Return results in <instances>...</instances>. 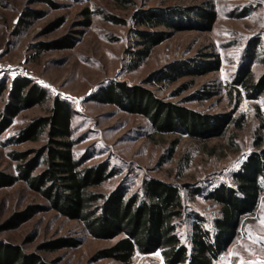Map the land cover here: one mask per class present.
<instances>
[{"label": "rangeland", "instance_id": "rangeland-1", "mask_svg": "<svg viewBox=\"0 0 264 264\" xmlns=\"http://www.w3.org/2000/svg\"><path fill=\"white\" fill-rule=\"evenodd\" d=\"M135 1L124 7L114 0H0V79L10 83L16 75H24L21 67H27L48 90L46 101L22 109L0 134V171H15L16 161L8 151L44 144L45 134L38 140L8 145L5 140L32 118L46 114L54 96L59 94L68 98L75 110L72 125L78 138L73 148L76 156L88 155L86 164L108 161L109 168L115 170L94 189L110 192L122 182L130 194L140 188L146 177L184 184L182 197L187 211L208 219L211 227V218L219 206L205 194L221 182L232 183V172L239 168L247 153L256 149L253 144L257 138L261 137L264 145V96L243 98L234 110L236 97L230 92L231 80L246 61L256 78L264 73V0ZM208 2L214 4L217 13L210 29L178 30L156 44L138 67L126 66L128 49L134 40L131 15L136 8ZM86 7L116 14L127 19V23H114L94 13L91 24L84 26ZM61 37L74 41L70 45L42 48L43 42ZM251 51L256 52L254 62ZM208 55L218 59V68L183 75L171 82L145 81L152 71L171 61L211 58ZM110 80L141 84L165 101L201 113L228 112L234 119H241L242 125L238 127L232 122L222 134L204 138L177 131L155 132L141 113L90 98L100 85ZM199 89L215 90L216 94L199 98L194 94ZM8 94L9 85L0 96V112ZM42 202L21 180L0 187V226L14 212ZM251 217L244 219L240 233L216 264H264V194ZM191 223L189 216L180 221L179 232L187 244ZM120 236L94 237L80 221L54 209L38 211L15 227H0V244L18 246L27 255L41 256L48 264H125L109 257L91 261L99 248L113 244ZM67 237L79 240L80 244L44 249ZM162 262L160 251L156 250L135 252L131 264Z\"/></svg>", "mask_w": 264, "mask_h": 264}, {"label": "trees", "instance_id": "trees-1", "mask_svg": "<svg viewBox=\"0 0 264 264\" xmlns=\"http://www.w3.org/2000/svg\"><path fill=\"white\" fill-rule=\"evenodd\" d=\"M121 6L135 4V0H114ZM100 14L114 23H127L113 13L101 9H84V26L91 24L92 14ZM217 16L212 2L199 5L141 6L131 15L134 40L128 49L126 66L138 67L159 42L174 32L186 28L210 29ZM68 37L43 42L42 48L70 45ZM59 43V44H58ZM254 47V44L250 45ZM256 52L250 53L254 62ZM211 56V55H208ZM250 58H248L250 60ZM203 60V61H202ZM250 62V61H249ZM241 63L230 82V92L235 93L234 110L243 98L259 99L264 96V73L256 78L250 65ZM218 59L188 58L174 60L152 71L145 81H174L183 75L203 74L218 68ZM9 85L8 100L0 112V134L12 123L22 109L43 103L48 98L46 86L20 74L8 80L0 79V96ZM199 98L212 97L215 90H197ZM100 102L116 105L122 110L141 113L155 132H183L194 138L222 134L234 122L241 126V119H234L226 112L201 113L187 106L157 97L141 84L130 85L110 80L100 85L90 96ZM233 110V111H234ZM75 110L71 101L61 95L53 98L49 111L32 118L20 130L13 132L6 145L26 140H38L45 134V142L38 148L8 151L16 161L15 171H0V187L23 181L36 192L42 203L29 204L14 212L1 228H11L33 216L38 211L54 209L60 214L80 221L85 230L97 238L121 236L111 245L99 248L91 261L109 257L131 264L135 252L160 251L162 264H216L244 225L252 218L264 194V145L261 137L254 141L255 150L247 153L239 168L232 172V183L221 182L205 196L219 206L211 218L194 211H187L182 197L185 187L157 177L143 179L138 190L128 194L120 182L110 192L95 188L114 174L108 161L86 164L88 155L76 156L72 120ZM42 166L40 170L38 167ZM198 192H201L198 189ZM192 218L189 244L182 240L180 221ZM74 238H60L44 249L57 246H76ZM0 264H48L39 255L25 254L18 246L0 244Z\"/></svg>", "mask_w": 264, "mask_h": 264}, {"label": "built area", "instance_id": "built-area-1", "mask_svg": "<svg viewBox=\"0 0 264 264\" xmlns=\"http://www.w3.org/2000/svg\"><path fill=\"white\" fill-rule=\"evenodd\" d=\"M22 68V72H23V74L24 75H29L30 77H34L33 78V80H35V81H38V80H40V79H37L38 77H35V76H33L31 73H29L28 72V68L27 67H21ZM38 82H40V83H42V84H44L43 82H41V81H38Z\"/></svg>", "mask_w": 264, "mask_h": 264}]
</instances>
